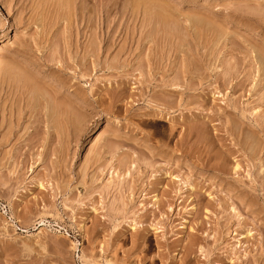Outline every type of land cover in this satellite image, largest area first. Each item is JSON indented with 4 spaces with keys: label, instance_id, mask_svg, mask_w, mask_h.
<instances>
[{
    "label": "rangeland",
    "instance_id": "rangeland-1",
    "mask_svg": "<svg viewBox=\"0 0 264 264\" xmlns=\"http://www.w3.org/2000/svg\"><path fill=\"white\" fill-rule=\"evenodd\" d=\"M255 52L264 0H0V264H264Z\"/></svg>",
    "mask_w": 264,
    "mask_h": 264
},
{
    "label": "bare ground",
    "instance_id": "bare-ground-1",
    "mask_svg": "<svg viewBox=\"0 0 264 264\" xmlns=\"http://www.w3.org/2000/svg\"><path fill=\"white\" fill-rule=\"evenodd\" d=\"M258 51V50H257ZM261 51V50H260ZM253 54V53H252ZM255 55H256V52L254 53ZM264 54V53H263ZM258 56V52H257V55L255 56V57H257ZM261 56V55H260ZM259 56V57H260ZM254 57V56H253ZM261 58V57H260ZM257 59V63L259 64V68L257 67H255L254 66V68H255V70L254 71H256V69L258 70L257 72H260L261 74H260V77L261 76H263L264 77V60H262V58L261 59H259L258 57L256 58ZM254 63V62H253ZM258 64H257V66H258ZM255 65V64H254ZM259 78V77H258ZM260 80V79H259ZM261 80H262V78H261ZM262 82V81H261ZM261 82L259 83V81H258V83H259V85L261 84ZM258 85V86H259ZM56 95H57V93H56ZM48 102V101H47ZM54 103V102H53ZM81 103L83 104V105H85L86 103H87V101L85 100V99H82L81 100ZM55 104V103H54ZM54 104L52 105V106H54ZM47 105H49L50 106V104H47ZM47 107L46 109L44 108V107H46L45 105H44V107H43V109L45 110V111H43V113H41L42 115L41 116H43L44 115V117H42L43 119V121H44V123H45V127L47 128V134H52V133H54L55 135H56V107ZM56 106V105H55ZM51 108H52V110H51ZM68 113H66V114H64V115H67ZM63 115V114H62ZM235 169H237V167H235Z\"/></svg>",
    "mask_w": 264,
    "mask_h": 264
}]
</instances>
